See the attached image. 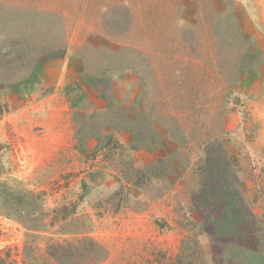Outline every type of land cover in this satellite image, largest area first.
<instances>
[{
	"label": "rangeland",
	"instance_id": "1",
	"mask_svg": "<svg viewBox=\"0 0 264 264\" xmlns=\"http://www.w3.org/2000/svg\"><path fill=\"white\" fill-rule=\"evenodd\" d=\"M0 264H264V0H0Z\"/></svg>",
	"mask_w": 264,
	"mask_h": 264
},
{
	"label": "crops",
	"instance_id": "2",
	"mask_svg": "<svg viewBox=\"0 0 264 264\" xmlns=\"http://www.w3.org/2000/svg\"><path fill=\"white\" fill-rule=\"evenodd\" d=\"M49 65L53 66V63H49ZM64 67H65V65H64ZM45 68H46V70H45ZM44 70H45L46 77L49 76L50 72L48 71V68L44 66ZM66 72H73V71H71L68 68L66 70ZM53 96H54V94L48 95L45 98L44 101H47L48 98H52ZM89 99H91V94L87 92L84 95V100H85L84 104L80 105V106L90 105L91 107H93L92 101L89 100ZM55 100H56V103H57L58 106L56 107L55 104H52L50 107L46 108V112H47L45 114L46 116L43 118V121L40 124L43 127V130H41L43 135H47L48 136L47 138L43 139L42 142H40V147H48V148H44V149H46L44 151L45 152L44 154L41 153V151L34 150L35 155L39 159V163L48 162L47 159L51 158L53 153L57 151V146H59L61 144H64L66 141H69V140H70V145L69 146H73V144H75V141H76L75 140L76 133H75V130H74V121H73V113H72L73 111H71L72 109L68 108V106L65 104V101H63L64 100L63 97L60 96V98L59 97L55 98ZM36 106H37V104L33 105L34 110L37 109ZM101 106H105V103H102ZM30 108H31L30 106H29L28 109L24 108V110H22L20 108H13V111H17V112H15L13 114L14 119H12V122L14 124H17L18 122L19 123L20 122L24 123V121L27 120L28 116L30 118L34 117L35 115H32V114L26 112ZM85 110H87V109H85ZM25 126L27 127L29 125L28 124H22L21 125V127H25ZM120 131L121 132H119L118 135H124V134L126 135L127 134V132L124 129H122ZM92 138H88V140H87V146L88 147L92 146L91 142H93V139H94V138L93 139ZM127 140H130L129 139V135H128V139ZM129 142L130 141H120V140H118V144L122 145L123 147H129ZM68 149H66V150H68ZM66 150H64V151H66ZM139 152H140V154L141 153L144 154L143 155L144 163L140 161L141 165H144V164L154 160L155 156H153L152 154H150L148 152H144L143 149L140 150ZM56 158H58V156H56ZM38 165L39 164L33 165V166L36 167ZM31 169H33V167H31ZM108 216H112V215H109V212L106 211V214H105L104 217L107 218ZM115 216L119 217L120 213L115 214ZM138 224H141V222L138 223ZM104 227H115V225L114 224L110 225L108 223H103L102 229H104ZM121 233H122L123 236H125V234H123V232H121ZM148 242L151 243L152 245L155 244L153 239L148 240Z\"/></svg>",
	"mask_w": 264,
	"mask_h": 264
},
{
	"label": "trees",
	"instance_id": "3",
	"mask_svg": "<svg viewBox=\"0 0 264 264\" xmlns=\"http://www.w3.org/2000/svg\"><path fill=\"white\" fill-rule=\"evenodd\" d=\"M33 80V78H30L29 80H27L26 79V82H28V87H30L31 88V86H32V81ZM86 81H87V79H86ZM18 84H21V83H18ZM17 86V85H16ZM22 88H27V85L26 84H24L23 85V87ZM81 97V96H80ZM77 99H79V98H77ZM73 104H75V102L73 103ZM127 112V111H126ZM130 118L129 117H126V116H124L123 117V119L121 120V124L123 125V126H132L131 124H130ZM134 123H135V119H134V121H133ZM134 123H133V125H134ZM150 129H152V127H151V125H150ZM150 129H148V130H150ZM168 132V131H167ZM151 133L153 134V132H152V130H151ZM166 135H171V132H169V134L168 133H166ZM155 136H157V137H161V139L165 136H163L162 134L161 135H159V134H157V135H155ZM154 136V139H156V137ZM160 139V140H161ZM208 211V210H207ZM231 214H233V213H231V212H225V214H224V218H228V216L229 215H231Z\"/></svg>",
	"mask_w": 264,
	"mask_h": 264
}]
</instances>
